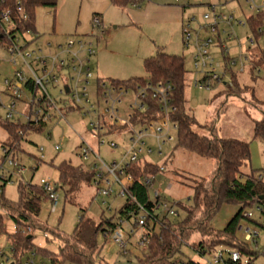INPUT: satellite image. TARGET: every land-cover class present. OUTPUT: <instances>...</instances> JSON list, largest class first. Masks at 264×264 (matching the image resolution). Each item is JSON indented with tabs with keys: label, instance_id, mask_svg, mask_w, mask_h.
<instances>
[{
	"label": "rangeland",
	"instance_id": "rangeland-1",
	"mask_svg": "<svg viewBox=\"0 0 264 264\" xmlns=\"http://www.w3.org/2000/svg\"><path fill=\"white\" fill-rule=\"evenodd\" d=\"M227 2L229 10H235V16L240 20H246L251 14L245 0H143L140 5L118 6L112 3L104 4V0H58L56 8L48 6H38L35 9L36 30L40 38L35 44L50 41L53 43L66 40L67 36L74 31L79 22L89 17L94 9L102 8V30L103 35L94 39L97 46V55L94 57V78L91 90L97 77L127 80L133 77H146L147 73L144 60L155 56L159 51L169 54H176L185 57L186 66V108L195 116L198 121L193 128L201 135L212 137V133L220 138H236L250 143L251 154L247 165L243 166L244 173L254 172L256 178H261L264 183V141L255 138L254 131L258 121L264 116V67L261 72L252 69V64L246 66L245 72L239 71L240 65L234 67L233 73L241 88L247 87L237 93V95L226 96L225 87L218 84L210 90H201L194 86V67L192 64V53L190 48L184 45V37L181 24L177 23V11L185 9V18L194 15L202 20L207 12H212L211 5ZM185 5V7H183ZM187 15V16H186ZM91 16V15H90ZM93 18V16H92ZM91 18V21H92ZM236 34L239 40L245 42L247 33L251 35L249 26H236ZM73 34V33H72ZM264 48L263 42H260ZM213 49L217 50L213 47ZM256 50V49H254ZM252 49V52L254 51ZM219 56V54H217ZM220 59V56H219ZM14 66L10 62L6 43L0 41V120L5 119L6 106L10 102V97L4 83L5 79L12 77ZM248 88L250 89L249 92ZM221 96H218V95ZM55 95V94H54ZM129 98H127L128 100ZM18 113L11 121H26L29 108L26 99L18 102ZM67 120L81 134L79 136L72 130L66 121L58 125L50 124L45 132H29L20 141H15L10 147L15 154V158L21 165L27 167L23 176L14 172L4 187L0 177V190L4 196L11 201L20 199L19 185L32 184L40 186L42 178L59 181L58 164L67 160L73 165L83 168L89 166L94 161L92 155L89 162L82 161L78 155V147L81 137L90 143L95 152L107 163L119 160L124 152V147L129 146V140L116 138L120 147L111 149L107 144H99V139L94 137L87 129L89 116H82L79 113H67ZM3 122V121H2ZM215 130H210L212 127ZM52 132V137L47 138L48 132ZM176 135V132H173ZM9 132L0 123V164L4 156V146L9 141ZM110 136L107 138L109 139ZM150 146L156 147L157 140L151 136L146 138ZM62 143L60 151L55 150V146ZM177 138L173 142L164 145V155H151L148 160L158 164H165V170L157 174L156 180L151 188V192L157 189L161 193V206L157 209L160 218L168 214V209L178 210L177 218L183 219L186 215L185 206L193 204L194 187L198 183L204 187H210V179L217 167L214 159L200 157L194 152L183 148H176ZM44 148L43 153L39 150ZM44 154V162L36 166V157ZM14 167L7 164L5 174L13 172ZM0 176L3 171H0ZM1 193V192H0ZM125 198L113 194L104 197L97 194L93 182L83 183L76 194V201L65 199L64 192L56 212H51V203L43 200L39 222L47 223L52 228H57L65 235H72L80 216L84 213L86 218L92 219L97 225L116 215L117 211L124 205ZM164 204L166 206H164ZM241 208L237 203H224L219 211L213 216L210 227L215 230L223 229L231 218ZM253 213L256 222H247L258 235L249 242V248L256 251L251 264H264V228L258 223H263L261 208L254 205L247 209ZM0 214L3 215L2 223L5 231L0 232V264H11L15 262L14 252L8 240L9 233L33 236L32 243L35 246L45 248L54 254H59V241L50 232L35 230L31 225L17 226L14 220L9 217L0 204ZM136 217L125 221L123 229L128 234V253L123 254L119 244L113 242L105 233L98 234L97 260L100 264H133L140 256V249L137 241L145 230L144 227L134 226ZM247 219V218H246ZM44 224V223H43ZM16 227V228H15ZM134 229L133 234L130 231ZM243 232H238L242 238ZM201 240L199 233H194L188 242L181 247L178 255L179 259H195L202 264L210 263L211 255H200L195 249ZM208 241L210 239H207ZM216 241H219L216 239ZM206 242V241H205ZM29 249V248H27ZM142 254V252H141ZM28 253L22 258L26 260ZM227 259V255L225 256ZM35 259L38 262L52 264L49 257L37 253ZM17 264L21 262L17 261ZM227 264H234L227 262Z\"/></svg>",
	"mask_w": 264,
	"mask_h": 264
},
{
	"label": "built area",
	"instance_id": "built-area-1",
	"mask_svg": "<svg viewBox=\"0 0 264 264\" xmlns=\"http://www.w3.org/2000/svg\"><path fill=\"white\" fill-rule=\"evenodd\" d=\"M245 1L252 13L250 16L264 13V0ZM17 9L23 11L21 1H18ZM211 9L212 12L205 13L202 20L194 15H188L184 19L182 24L184 45L192 49V64L195 75L197 74L193 79L194 86L201 90H210L220 84L227 90L235 85L232 77L234 67L240 65L239 71L245 72L246 66L253 62L252 49L259 48L261 40L264 42V20L257 30L259 37L253 32L251 35L247 33L245 42H242L236 34L235 26H249L250 16L246 20H240L234 12L229 11L227 2L213 4ZM102 25L100 15L95 14L88 33H74L68 35L63 42L46 41L36 45L35 42L40 38L38 32L20 30L11 8L0 7V41L1 44L6 43L10 62L14 66L12 77L4 81L10 102L6 106L5 119L0 121L13 120L18 113L19 100L26 99L29 108L26 121H18L33 127L40 125L46 127L41 132L19 129L18 135L22 138L29 132H45L50 124L58 125L63 121L81 136L67 120V113L89 116L87 129L99 139L101 145L107 144L111 149H117L120 145L115 139H123L125 145V137H127L129 146L124 147L121 158L113 160L112 163L104 161L82 137L78 147V155L82 161L89 162L92 155L95 158L83 169L94 172L92 182L97 194L104 197L116 194L124 198L128 187L134 181L133 175L127 172L128 166L143 159L148 160L147 157L154 154L163 156L164 145L177 138L178 125L172 116L178 110V106L174 96V85L170 81L129 83L113 78L97 77L91 90L95 76L93 63L97 54L94 39L103 35ZM233 42L237 44V53L232 50ZM255 69L261 72L260 66L257 65ZM155 109L157 110L154 113ZM51 133L48 132L46 137L51 138ZM109 136L110 138L107 139ZM149 136L157 140L156 147L148 144L146 138ZM61 149L62 143L55 146L56 151ZM39 150L43 153L44 148L41 146ZM3 151L4 158L0 164L2 176L7 164L14 167L15 171L11 172V176L14 172L23 176L27 167L18 163L12 148L4 146ZM44 157V154L36 157V166L44 162ZM161 170H165L164 164H161ZM156 177L152 175L144 179L150 190ZM40 185L48 195L51 212H56L62 193L59 182L42 178ZM152 194L158 200L161 197L157 189H154ZM161 204L159 200L157 209ZM138 214L139 217L135 220L136 226L144 227L146 230L150 213L143 206H139ZM168 215L177 216L178 211L170 208ZM244 215L248 219L253 217L252 212H246ZM120 222L122 226L105 232V236L119 244L123 254H127L129 237L123 229L125 221ZM145 230L136 244L140 252L147 248L148 236ZM133 232L134 229L130 234ZM238 232H243L242 239L248 242L258 235L257 230L248 223H242L238 227ZM27 253L26 260L21 264H46L35 259L37 256L35 250H28ZM209 255L211 256L208 261L212 264H227L228 261L234 264L252 263L250 258L243 256L239 251L224 246L218 247ZM129 264L133 263L129 261Z\"/></svg>",
	"mask_w": 264,
	"mask_h": 264
},
{
	"label": "trees",
	"instance_id": "trees-1",
	"mask_svg": "<svg viewBox=\"0 0 264 264\" xmlns=\"http://www.w3.org/2000/svg\"><path fill=\"white\" fill-rule=\"evenodd\" d=\"M18 1L22 3V12L17 9ZM110 1L114 5L123 7L131 4L140 5L143 0ZM57 4L58 0H2L0 7L11 8L14 20L20 30L37 32L35 24L36 7L56 8ZM263 20V12L248 18L249 27L256 37H259L257 30L263 24ZM185 63L184 56L159 51L155 56L144 60L146 77L118 79L129 83L170 81L174 85V96L178 106V110L172 116L178 125L176 148H183L200 157L214 159L217 162V167L210 179V187H204L203 182L194 187L193 204L185 206V217L179 219L177 216L166 214L160 218L159 213H157V204L161 197L158 200L157 197L153 196L144 179L146 176H157L162 171L161 164L146 159L131 163L128 166L127 172L133 175L134 181L128 187L126 197H124L125 203L116 215L95 225L92 219L86 218L83 213L72 235H65L59 229H51L47 223L43 222V224L38 221L42 201L48 200V195L41 185L23 184L21 182L18 201L8 200L1 190L0 204L2 208L17 226L27 224L35 230L50 232L59 241V254L56 255L45 248L35 246L32 243L33 236L9 233L8 240L14 252V263L22 262V258L28 250H35L36 253L49 257L52 264H100L97 260L99 232L105 233L122 226L120 221H127L136 216L139 206H143L150 213L145 230L148 243L146 250L142 251L134 264H202L195 259L183 260L178 258L182 245L188 242L194 233H199L201 236V240L195 247L200 255L210 254L218 247L224 246L239 251L243 256L253 261V255H257V253L249 248L248 241L239 237L238 227L243 221L257 223L253 218L246 219L244 215L247 209L254 205L261 208L264 220V183L261 178L258 179L254 176L253 171L251 173L242 171L243 166L247 165L250 160V143L236 138H220L214 133H212V137L204 136L193 128L198 124V121L186 108L187 70ZM257 65L264 67V63L261 61L256 62L255 67ZM232 77L235 85L233 88L224 91L226 96L237 95L238 92L247 89V87L241 88L239 86L234 73ZM249 91L248 88L247 92ZM0 123L9 132V141L6 143L9 146L22 139L18 135L19 129L24 131L32 129L41 132L46 127L45 125L33 127L20 121H0ZM211 127V131L215 130L214 126ZM254 136L264 141V116L258 121ZM57 170L59 172L58 182L65 194V199L72 202L76 201V194L81 185L92 182L94 176L92 170H84L82 166L73 165L67 160L61 161ZM7 182L9 180H6L2 187ZM224 203H237L241 208L223 229L215 230L210 227V222ZM2 219L3 215L0 214V232L5 231L3 230L4 224H1ZM258 224L264 228V221Z\"/></svg>",
	"mask_w": 264,
	"mask_h": 264
},
{
	"label": "crops",
	"instance_id": "crops-1",
	"mask_svg": "<svg viewBox=\"0 0 264 264\" xmlns=\"http://www.w3.org/2000/svg\"><path fill=\"white\" fill-rule=\"evenodd\" d=\"M106 2H107V4H106ZM108 3H111V1L110 0H104V4H106V6L108 5ZM183 7H185V5H183ZM179 9L180 10L177 11V13H176L177 14L176 20L177 21H180V22H177V23H180L181 24V29H182V24H183V21L185 19V13H184L185 12L184 11L185 9H183V10L181 8H179ZM101 10H102L101 7L98 8V9H94V11L92 12V14H90L91 16L89 15V17L86 18V20L84 19V22H79L78 23L79 25L75 28L74 31H71V32L73 34L74 33H82V34L88 33L90 31V29H91V22H92L91 21V18H92V16L95 15V14H98V15L101 16L102 15V11ZM229 11L235 12V10H229ZM251 14H249L247 17H249ZM236 26H239V25H236ZM236 26H235V28H236ZM72 33H70V34H72ZM63 41H65V40H63ZM59 42H61V41H59ZM260 42H263V41L261 40ZM263 44H264V42H263ZM231 46H232L233 52L234 53H237L238 52L237 44L235 42H233L231 44ZM252 60H253V62H252V68L255 67L256 62L258 63L259 61H261V63H264V48L261 46V43H260V47L259 48H256V50L253 51V59ZM218 96H221V95L219 94ZM0 177L2 178L3 184H4L6 180H10V178H11V172L9 173V175H7V174L4 173L3 176L1 175ZM139 254L141 255V252H139Z\"/></svg>",
	"mask_w": 264,
	"mask_h": 264
},
{
	"label": "water",
	"instance_id": "water-1",
	"mask_svg": "<svg viewBox=\"0 0 264 264\" xmlns=\"http://www.w3.org/2000/svg\"><path fill=\"white\" fill-rule=\"evenodd\" d=\"M31 237V236H30ZM11 264H14V262H12Z\"/></svg>",
	"mask_w": 264,
	"mask_h": 264
}]
</instances>
